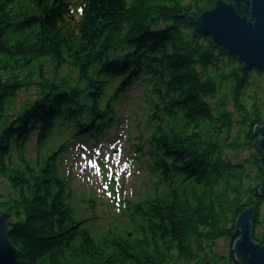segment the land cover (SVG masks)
I'll list each match as a JSON object with an SVG mask.
<instances>
[{
    "label": "trees",
    "instance_id": "1",
    "mask_svg": "<svg viewBox=\"0 0 264 264\" xmlns=\"http://www.w3.org/2000/svg\"><path fill=\"white\" fill-rule=\"evenodd\" d=\"M216 1L0 0V185L3 178L11 187L0 189V215L9 213L17 264H207L218 239L239 237L237 218L253 205L254 239L264 245L263 153L254 134L264 125L254 74L264 69H244L196 34L189 15ZM136 83L144 84L141 111L136 104L120 139L154 188L124 201L131 235L95 237L76 216L58 155L77 151L76 141L88 150L104 141L121 123L116 103ZM33 85L38 97L16 111L17 92ZM55 133L61 142L49 148ZM248 149L239 161L228 154ZM223 262L241 264L234 251Z\"/></svg>",
    "mask_w": 264,
    "mask_h": 264
},
{
    "label": "rangeland",
    "instance_id": "2",
    "mask_svg": "<svg viewBox=\"0 0 264 264\" xmlns=\"http://www.w3.org/2000/svg\"><path fill=\"white\" fill-rule=\"evenodd\" d=\"M48 67L51 68L50 65ZM64 72H66V67L61 70V74ZM254 77H257L260 84L256 91H261L264 100V77L257 74H254ZM143 88L144 84H134L120 102L116 103L118 118L121 119V123L116 127L108 128L107 138L104 141L101 140L94 145L93 142L90 143L92 145L88 150V146L80 145V142L75 140L77 151L58 155V171L71 176L72 202L73 204L75 202L77 207L76 216L88 219L86 226L95 237L102 235L107 230L123 235L129 231L131 235L134 230L129 217L125 214L124 201L126 199H139L152 193V188H154L153 177L148 174L144 162L136 161L132 157L136 155L133 150H131L130 156L127 155L125 140L120 139L121 136L123 138L126 136L124 127H133V121L130 117L134 116L133 108L136 104H138V112L141 111H139V105L144 99ZM111 89L112 86L108 85V90ZM249 92L253 93L254 89L249 90ZM38 95L39 89L35 85L22 88L17 92L13 106L18 111L26 101L32 102ZM138 133L135 130L131 131L133 137L137 136ZM64 137H67L66 134ZM61 139V134H53L48 140L47 147L54 149L61 142ZM35 143L36 138L34 136L28 144L27 154L29 156H35L37 153ZM250 153V149L243 152H228L229 156L236 161L249 157ZM12 156L18 158L16 151L12 153ZM0 189L5 194L11 191L10 185L3 178H1ZM76 197L79 200H75ZM81 199L86 201L83 202ZM238 235L240 234L238 233ZM233 244L231 237L217 240L212 249L213 252L210 254L214 264H225L223 261L229 259V255L233 252ZM181 264H185V262L181 261ZM207 264H212V262L207 261Z\"/></svg>",
    "mask_w": 264,
    "mask_h": 264
},
{
    "label": "water",
    "instance_id": "3",
    "mask_svg": "<svg viewBox=\"0 0 264 264\" xmlns=\"http://www.w3.org/2000/svg\"><path fill=\"white\" fill-rule=\"evenodd\" d=\"M242 6L243 12L238 11ZM199 36H210L213 44L243 62L246 70L264 69V0H217L216 5L198 16L190 14ZM261 166L264 167V125L257 124ZM259 193L264 197V178ZM9 213L0 215V264H17L19 251L9 237ZM255 205L237 218L234 241L235 259L241 264H264V245L254 239Z\"/></svg>",
    "mask_w": 264,
    "mask_h": 264
},
{
    "label": "flooded vegetation",
    "instance_id": "4",
    "mask_svg": "<svg viewBox=\"0 0 264 264\" xmlns=\"http://www.w3.org/2000/svg\"><path fill=\"white\" fill-rule=\"evenodd\" d=\"M209 262H212V264H214V262L213 261H211V260H209ZM217 264V263H216Z\"/></svg>",
    "mask_w": 264,
    "mask_h": 264
}]
</instances>
